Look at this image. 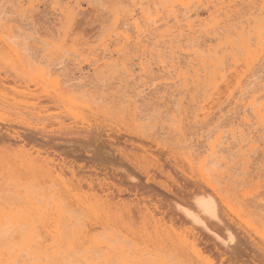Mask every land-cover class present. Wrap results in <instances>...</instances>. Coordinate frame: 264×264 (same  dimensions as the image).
Listing matches in <instances>:
<instances>
[{"label": "rangeland", "instance_id": "obj_1", "mask_svg": "<svg viewBox=\"0 0 264 264\" xmlns=\"http://www.w3.org/2000/svg\"><path fill=\"white\" fill-rule=\"evenodd\" d=\"M135 1H141L151 20L160 10L150 0H78L80 12L59 39L62 28L50 11L58 2L39 0L36 11L26 13L18 8L20 0L16 5L0 0V75L5 81L0 87V206L13 203L33 220L31 245L37 251L50 243L55 204L65 207L73 222L60 223V257L71 249L79 258L70 254L72 264H86L83 257L99 263L106 256L115 263L120 248L125 264H264V144L254 130L261 128L249 110L245 114L253 127L239 125L244 115L234 102L240 95H229L235 72L244 70L239 38L222 35L210 44L217 74L213 89L180 94L166 86L171 81L156 59L150 60L152 73L143 75L139 53L128 51L120 59L112 49L106 54L96 50L123 13L130 22L138 17ZM197 14L206 17L202 9ZM259 21V37L249 44L252 50L262 47L264 60V17ZM228 39L234 41L232 48L225 44ZM190 54L189 48L179 52V66L191 62ZM122 60L130 75L120 68ZM163 60L167 64L168 58ZM262 65L243 100L247 105L254 97L255 108L264 104ZM14 86L27 87L35 97L12 101ZM234 129L255 137L238 138L236 148L217 158L207 154L204 148L220 131L225 138ZM13 132L20 139H12ZM207 184L220 192L221 201ZM197 189L210 191L220 213L222 223L211 222L210 233L191 226L177 211V206L191 209ZM0 226L1 234L11 232L8 225ZM228 233L233 242L225 240Z\"/></svg>", "mask_w": 264, "mask_h": 264}, {"label": "bare ground", "instance_id": "obj_2", "mask_svg": "<svg viewBox=\"0 0 264 264\" xmlns=\"http://www.w3.org/2000/svg\"><path fill=\"white\" fill-rule=\"evenodd\" d=\"M42 2H43V0H42ZM54 2H56V4L58 2V4H57L58 7L57 8H51L50 11H52L53 15H55V18L58 21V23L56 21L55 24H59L62 28V30L60 32L61 34L57 33V37L60 39V35L65 36L67 27H70V25L74 22L76 16L79 14V12H80L79 11V4H77L78 0H72V1H70V0H54ZM140 2L135 1V3L132 4L133 7H135V6L139 7L140 6L138 8V10H139L138 11V17L130 22L128 19V14L123 13L124 14L123 18L120 21H117L118 23H113V26L110 28V30H108L105 34L102 35L101 39L98 41V45H97L96 50H100L98 52H101V53L104 52V54H106V52L109 51V49L110 50L112 49L111 52L110 51L109 52L111 54H112V52L113 53L115 52L117 57L120 56V59H122V58L124 59L125 54L128 51H132L137 55L139 53L138 57H140V58L138 59V57H136L137 55L135 57L138 59L137 62L139 64V69L141 70V73H143V75H147L149 73H152V71H151L152 69L150 68L151 66L149 65L150 60L153 58L156 59L157 64L161 68H163V72L165 71L164 73H166L167 77L171 81V83L166 82V86H167V84H171L170 87H172V89L174 88L175 90H179L180 94H181V92H189L191 90L197 91L198 89L201 90V89H206V88L207 89L208 88L213 89V87L216 84V75L217 74L215 71L216 70V65H215L216 63L214 60V56L210 51L211 50L210 44L212 42L214 44V42L218 39V37H221L222 35H229V36L230 35H236L239 38V43H237V44H239V47L244 50V59H243L244 70L243 71L241 70L239 72H235V74L232 78L233 84L231 86V92L229 93V95L230 96H232V94H234V96H235V94H236V96H237V94L240 95V98L239 97L237 98L239 100L240 104H238L239 102H237V101L234 102L236 104V106L238 105L241 107L242 113L244 115V118L241 120L242 124H239V125H242V127H245L247 125L253 127V124L258 125L261 128V132H259L257 130V128H255L254 129L256 131L255 133L258 134L256 137H255V135L253 136L252 135L253 133L250 131H248V135L245 136L244 135L245 131L243 132L240 129L235 131V129H237V128H235L234 131H230V133H228L229 136L224 138L221 135V131L218 130V131H220V133L216 137L213 136V137H215L213 142H210L209 145H207V143H206L205 146L207 145L208 148L207 149L204 148V149L206 151L209 150V153H207L208 151L206 152L207 154H210V156H215L217 158V156L219 154L228 153L232 148H234L235 146L237 147L238 138H241V137H245L246 140H250V139H253L255 137V139L257 138L258 140H261V142L264 144V104H261L260 107H258V108L253 107L254 106L253 105L254 97H252V100L250 102H248L247 105H245V102H243V100L246 98L245 94L246 93L251 94V92L248 91V87L250 85H252V83H253L252 79L256 78L255 76H257V75H255V74H259V72H257V69L259 71L260 70L259 68L261 66H263L262 64L264 63V60H261L262 47L259 45L258 49L256 48L255 50H252L250 48V44H249V41L253 38V36L256 38L259 37V32H260L259 27L261 24L259 20H261L264 17V0H165V1L164 0H150V4L153 7L157 6L160 9L159 12H157L156 17L153 20L146 17L144 10L141 8ZM18 3H19L18 8H20L21 11L26 12V13H32V12H34L36 7L38 6L39 0H20V2H18ZM13 4L16 5L15 0H14ZM14 5H13V7H14ZM44 7H46V6H44ZM15 8H16V6L14 7V9ZM201 9L206 12V15H205L206 17L203 19H200L198 14H197L198 10H201ZM49 13H51V12H49ZM23 18H25V17L23 16ZM32 18H33V16H32ZM59 30H60V28H59ZM53 31L55 34V29ZM54 34H52V36ZM53 38H56V36L55 37L53 36ZM225 44L232 48L234 46V41L232 39H230V40L228 39V41ZM213 47H214V45H213ZM9 48H11V50H12L11 46ZM185 48L190 49L191 54L189 56L192 58V60H191V62L189 61L188 64L186 63V67L184 66L185 68H182L181 65L179 66L178 61H177L178 60L177 58H180V57H177V56H180L179 52H182ZM200 48H206L207 50H205V52L202 53L199 51ZM162 50H165L164 51L165 54H162ZM234 51H236V50H234ZM91 52H95V50H93ZM184 53H183V55H184ZM23 54H25V52ZM111 54H109V55H111ZM100 55H102V54H100ZM147 56L149 59L147 58ZM114 57H112V58H114ZM103 58H101V59H103ZM163 58H168L167 64H165ZM118 59H117V61H118ZM185 59H188V56ZM218 59H219V57H218ZM122 61H123L122 67H120V68H122L124 70V71L123 70L122 71L125 72V74L130 75V69L125 67V60H122ZM132 61H133V59H132ZM180 61H181V59H180ZM105 63H107V62H105ZM113 63H114V61H113ZM64 64H65V62H64ZM116 64H118V62ZM129 64H130V62H129ZM129 64H128V66H129ZM169 69H171V70H169ZM140 76H141V74H140ZM125 77H127V76H125ZM143 77H145V76H143ZM167 77H166V79H167ZM258 77H259V75H258ZM159 79H160V77H159ZM163 79H161V80H163ZM166 79H164V80L166 81ZM154 80L157 81V79H154ZM161 80H160V83H162ZM258 80H260V79H258ZM4 86H5V81L2 79V77L0 75V87H4ZM20 88L21 87H19V86H14L11 88L12 92L15 95L12 98V101H14L15 98L18 96L23 98V99H33L35 97L33 95L32 91H30L27 87H24L22 89H20ZM169 89H171V88H169ZM249 90H250V88H249ZM155 91H156V89H155ZM1 99L4 100L5 97L3 95H1ZM230 103H231V101H230ZM18 105H20V104H18ZM29 105H30V103H29ZM199 111H200V109H199ZM213 111H214V109H213ZM247 111L250 112V114H251L250 116L253 117L252 120H255V122L253 124L251 123V120H249V118L251 119V117L247 118L248 116H246V114H245ZM143 118H145V117H143ZM207 119H208V117H207ZM218 119H219V117H218ZM143 120H145V119H143ZM150 121L152 122V120H150ZM140 122H142V121H140ZM58 127H59V125H58ZM237 127L240 128V126H238V125H237ZM242 129H244V128H242ZM40 130L43 131V128ZM11 132L12 131H10V133ZM215 132H217V130ZM11 138L14 140H18V139H20V136L18 135L17 132H13V136ZM39 141H41V139H39ZM39 143L40 142H38V145H39ZM190 145H191V143H190ZM86 147H90V146H86ZM242 147H244V146H242ZM187 148H189V147L187 146ZM192 153L189 154V152H188L189 157L190 156L192 157ZM203 153H205V152H203ZM219 158H221V157H219ZM222 159H224V158H222ZM255 163H256V160H255ZM59 169L61 170V167H59ZM231 169H232V167H231ZM259 176H262V175H259ZM129 180L134 181L135 179L130 177ZM207 187L210 188L211 194H213V196H215L216 199H219L221 201V196L218 194L220 192L218 191V193H217V190L215 189V187L211 186L210 184H207ZM9 191H11V190H9ZM209 192L210 191L207 192V190L201 191V190L197 189V191H195V193L191 195L192 196L191 198L193 201V204L191 202V204H192L190 207L191 209L184 208L181 206H177V209H178L177 211H180V213H181L180 215H182V214L184 215V217L186 218L185 220H187V221L184 220L185 222H188L191 226H194V227L197 226L200 229H203L204 231L210 233V230L208 228V226L211 225L210 223L213 222L215 224H221L222 220L219 219V217H218L220 213H218V214L216 213V211H217V207L215 206L216 200L214 201L213 197L208 194ZM191 198H190V200H191ZM13 205H14L13 203H8V204L3 203V205L0 206V224H2L3 226L8 225L9 226L8 230L11 231L10 233H8V231H7L6 233H4V235L0 233V264H72L70 262V260H71V258L69 257L70 254L72 255V259H74L75 261L79 260V258L76 256V254L72 253L71 249H67V253L64 254L62 257H60V255H62V252L60 250L59 245H61L64 242L63 231H62V227H61L60 223H62V222L65 223L67 221L73 222V220H71V218L69 216V211L65 207H63L59 204H55L56 218L57 219L55 221V225H54L52 231L49 233L50 243L45 246V250L37 251V250L33 249L32 245H31L32 240L34 238V236H33V232H34L33 220L29 216H27L25 213H21L19 211V209L14 207L15 205L14 206ZM218 207H220V206H218ZM230 234L231 233H228L226 235L227 238L225 240H227L228 242H233V237ZM214 237H215V235H214ZM225 240H223V241H225ZM68 241H69V239L67 241H65L67 243V245H69ZM223 241H221L222 244H223ZM227 241H226V243H227ZM68 258H70V259H68ZM81 260L84 263L86 262V264H103V263H106V264H125V255H124V250L122 248H120L117 256H115V263L112 262L111 256H106V257L100 258L99 263H96L92 259L90 261H88L89 258H87V257H83ZM41 261L43 263H41Z\"/></svg>", "mask_w": 264, "mask_h": 264}]
</instances>
